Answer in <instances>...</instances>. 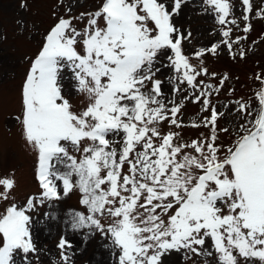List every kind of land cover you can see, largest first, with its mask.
Wrapping results in <instances>:
<instances>
[{"label":"snow or ice","instance_id":"snow-or-ice-1","mask_svg":"<svg viewBox=\"0 0 264 264\" xmlns=\"http://www.w3.org/2000/svg\"><path fill=\"white\" fill-rule=\"evenodd\" d=\"M58 3L64 14L53 12L30 58L15 117L38 191L17 203L15 173L0 176V264H33L45 207L65 226L63 264L76 234L108 241L115 264H264V73L251 96L218 106L229 76L211 83L205 65L224 50L244 59L264 7L240 0L237 16L232 0H199L220 39L186 53L192 32L177 19L189 0H99L78 14L76 0ZM186 101L207 114L185 123ZM225 112L231 128L219 124ZM185 127L207 131L186 140ZM72 193L78 207L65 210Z\"/></svg>","mask_w":264,"mask_h":264},{"label":"rangeland","instance_id":"rangeland-1","mask_svg":"<svg viewBox=\"0 0 264 264\" xmlns=\"http://www.w3.org/2000/svg\"><path fill=\"white\" fill-rule=\"evenodd\" d=\"M24 2L28 5L27 9L20 7ZM232 2L235 15L239 16L240 0ZM98 3L99 0H76L74 12L78 14L81 11H93ZM198 5L199 0H189V7L183 18L177 19L183 29H190L192 32L190 41L185 42L186 53L208 47L220 39V26L212 16L200 12ZM253 5L254 9L264 7V0H253ZM53 12L57 15L64 14V8L59 6L58 0H0V176L15 173L17 187L13 194L17 203H23L29 195L38 191L34 176L35 154L23 139L21 125L15 117L21 113L20 91L30 58L35 56L43 34L54 23ZM252 26V31L247 34L248 39L241 42L247 53L244 59L237 57L234 60L226 50L215 57H205V65L209 71L217 73L216 79L211 80V83H218L225 73L229 76L220 95L213 97L218 106L240 97L247 98L259 87L254 77L257 73H264V19L254 18ZM236 35L243 33L237 31ZM164 75H170V72L164 70ZM229 89L235 91L229 95ZM206 114L201 113L200 104L185 102V123L196 121L199 116ZM235 120V114L229 115L225 112L219 124L221 127L231 128ZM206 131L203 128L185 127L182 134L186 140H190ZM223 139L225 142L229 140L227 135ZM61 204L65 210L78 207V193L70 194ZM48 211L50 210L45 207L35 214V219L39 221L35 237L39 251L32 257L33 264H63L57 244L64 234L65 226L62 220L46 219L44 213ZM69 238L74 243V248L69 250L71 264H115L116 258L112 255V249L105 247L109 242L98 234L87 243L78 234L70 235ZM195 259L197 264H203L205 258Z\"/></svg>","mask_w":264,"mask_h":264}]
</instances>
